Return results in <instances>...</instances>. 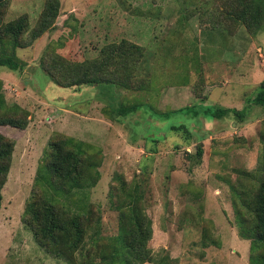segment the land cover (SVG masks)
I'll return each mask as SVG.
<instances>
[{"label": "rangeland", "instance_id": "rangeland-1", "mask_svg": "<svg viewBox=\"0 0 264 264\" xmlns=\"http://www.w3.org/2000/svg\"><path fill=\"white\" fill-rule=\"evenodd\" d=\"M48 1L1 7V22L22 19L30 43L15 51L17 70L0 67V118L26 123L0 124L14 142L0 264H126L132 207L152 230V260L138 264H250L254 254L264 264V244L251 250L264 181V106L255 103L264 19L249 29L238 0H59L55 28L33 39ZM119 45L109 71L124 85L65 87L48 72L55 60L93 63ZM120 104L141 107L120 118ZM208 106L243 116L216 119ZM63 139L92 160L81 189L40 175ZM48 206L69 218L62 232H44Z\"/></svg>", "mask_w": 264, "mask_h": 264}, {"label": "trees", "instance_id": "trees-1", "mask_svg": "<svg viewBox=\"0 0 264 264\" xmlns=\"http://www.w3.org/2000/svg\"><path fill=\"white\" fill-rule=\"evenodd\" d=\"M8 0H0V14L3 5ZM238 4L243 7V10L238 14L237 19L243 21L248 25V28L257 31L261 29L262 21L264 19V0H238ZM60 9L59 0H49L46 6V10L39 21V28L33 34V39L41 36L45 31L55 28V21ZM24 21L22 19L4 23L0 20V67H6L10 70H17L20 67L19 62L16 60L15 51L18 47L29 45L30 42H23V34L25 32ZM121 51V46L108 47L102 52V58L97 59L93 63L83 62L79 64L66 62L64 64L58 63L55 60L53 63V72L48 70L52 79L59 83L64 84L65 87L76 85H124V81L117 80L115 74L116 71H109L113 63L116 62ZM118 65V64H117ZM55 73V74H54ZM261 91L256 97L258 105L264 106V81L261 84ZM0 110L3 107L5 101L0 98ZM141 105H124L120 106L115 111L118 116L128 115L132 112L139 110ZM18 109V107L16 108ZM203 113L207 116L220 119L226 117L230 113L242 117V110L237 108L223 107V106H208L203 109ZM0 124H10L15 127L25 128L26 123H22L15 118H0ZM73 145V148H69ZM81 143L73 144L71 140L63 139L53 143V153L51 155L50 163L42 170V173H48L60 181L63 185H69L72 189H81L82 181L87 180L85 170L90 171L92 160L90 156H82ZM77 148V150H75ZM14 151V142L0 134V202H1V190L6 182L7 175L10 170L12 162V156ZM204 152L203 146H199L197 155L202 157ZM93 184V183H92ZM253 211L255 212V219L251 225H253V235L251 242V250L256 249L264 244V181L260 185L256 196L254 197ZM50 213V218L44 220V232L47 234L49 228L62 232L70 224L69 218H61L57 214H54V208L52 206L47 207ZM137 207H132L130 210V222L132 230L128 233V247L130 258L125 260L126 264H138L152 260L151 252L148 250L147 241L151 237V224L148 222L145 214L138 212ZM37 221H40L39 212L29 210ZM75 226L73 222L71 224ZM81 241V240H80ZM79 241V242H80ZM259 258L254 254L250 259V264H259Z\"/></svg>", "mask_w": 264, "mask_h": 264}]
</instances>
